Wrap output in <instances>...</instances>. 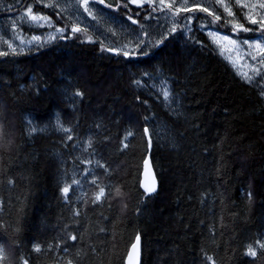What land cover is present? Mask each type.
Here are the masks:
<instances>
[{
	"label": "trees",
	"instance_id": "1",
	"mask_svg": "<svg viewBox=\"0 0 264 264\" xmlns=\"http://www.w3.org/2000/svg\"><path fill=\"white\" fill-rule=\"evenodd\" d=\"M73 1L67 13L33 4L52 21L37 27L21 19L31 0L11 11L15 0H0V121L14 140L0 149V264H123L137 235L141 264H264V250L247 254L264 240V82L244 79L208 34L260 40L259 25L234 6L255 29L234 34L216 0L202 6L224 13L220 21L201 30L212 16L181 12L176 20L195 19L175 32L168 9L88 0L89 15ZM58 28L47 42L10 43ZM147 155L152 195L140 186ZM93 178L121 194L93 203Z\"/></svg>",
	"mask_w": 264,
	"mask_h": 264
},
{
	"label": "snow or ice",
	"instance_id": "2",
	"mask_svg": "<svg viewBox=\"0 0 264 264\" xmlns=\"http://www.w3.org/2000/svg\"><path fill=\"white\" fill-rule=\"evenodd\" d=\"M25 2V0H15V3L13 5V8H10L9 10H13L16 8L17 5L20 3ZM99 4H103L105 7H112V8H120L125 7L127 8L128 4H136L138 7L143 8L144 4L147 3L149 7L151 8V12H157V11H164L165 9H168L169 12H171L172 15V28L170 29L171 32L177 31V28L183 23L184 24V30L190 31L188 28V24L195 19L193 16H184L181 20H176V16H178L181 12H206L208 16H212V21H206L205 23H201L199 27L201 30H204L208 25L220 21L224 15V13L227 14V17H232V20L227 19L224 17V23L225 24H231L232 25V31L233 33H237L239 31L244 32H251L255 31V29L245 28L243 24L238 22V18H236V14L232 11V8L234 6H239L243 9H247L248 11L245 12L243 15L248 20L249 23L253 25H259V30L264 33V14H261L259 10H264V0H259L258 3H251L248 2V0H235L234 4L226 3V0H216L217 4L220 5V7L223 8L224 13H220L218 10H209L207 6H199L195 4V0H193V4L189 5V0H182V2L177 6L176 0H121L120 3H117V0H96ZM35 3H42L44 7L52 8L53 11L56 10L58 0H31L30 3L27 4L26 9L23 12V15L21 16V19L24 20L25 18H30L32 22L36 24L37 27H42L44 24L52 25V21L47 14H41L39 11L37 13H33L32 7ZM83 7L85 11L89 13V15H92V7L89 6L88 0H83ZM147 11V10H146ZM139 13H137V16ZM149 16H151V13H149ZM259 17L257 19L256 17ZM129 19H132V17H129ZM26 22V21H25ZM132 23H136L135 19H132ZM223 25H221L222 27ZM58 32H62L63 29H56ZM71 31L73 33L80 32L81 29L75 25L72 26ZM209 36L213 38V41L218 43V45L221 47V51L223 52L224 46L223 42H227V45L229 46L227 48V51L235 52L236 56L232 57L230 56L229 59L233 63V66H237V59H242L244 57H249L253 64L247 63V61L244 64V67L251 68L254 75H248L247 72H240L239 74L246 79L249 83H252L256 77H259V81H257V86H261V82H264V72L260 70V68H264V37H262L261 40L249 42V40H237L233 39L229 35L226 34H220L218 31H210ZM51 38V37H50ZM166 38V37H165ZM39 37H33V40H38ZM247 46V49L243 46ZM9 48H12V51L15 52L16 49L13 48L12 44L8 45ZM111 50V49H109ZM23 51V49H21ZM8 53L6 51H0V56L7 55ZM125 56L129 55L127 51L123 53ZM259 64L260 68H257L255 65ZM137 84H140V81H136ZM169 92L170 89L163 90V97L165 101H169L170 103L172 101L169 100ZM261 94L264 95V87H261ZM76 96H82L81 92H76ZM59 124V121H58ZM61 130L64 132H70V129L61 127ZM36 131L35 127H32L30 129V132ZM148 129L145 128V132H147ZM129 136L132 135V133L128 134ZM68 140L72 139V136L69 135L67 137ZM7 140L4 130H3V124L2 121H0V143ZM127 140V138H126ZM125 147H127V142L124 144ZM88 163H91V161H88ZM145 165H148V161L146 160ZM97 167L99 168H105V171H109L107 166L103 163H100L97 161ZM88 172L92 173V176H98L100 174L96 173L92 169H88L85 173L87 175ZM93 185H96L98 188V192L94 194L93 203L100 202L102 199H112L113 198V191L117 195V193L121 194V190L119 187H116L113 189L112 185L109 183L107 185H101L97 183V180L95 178L91 179L90 181ZM72 184L79 185L80 181L73 178L71 181ZM71 185H66L62 191L65 195L68 194L69 189ZM141 186L144 188L145 193L152 194L156 191V182H155V176H152V179L150 182L144 181L142 182ZM71 239L76 240V236H71ZM137 241H139V237H137ZM264 250V240H260L257 242V246L249 245L247 254L252 256L253 258L257 257V250ZM36 252H40L41 249L39 246L35 248ZM133 251H137V245H133ZM262 256H264V252L261 253ZM6 258L5 249L2 245H0V261L4 260ZM129 261H132V254H129L128 257ZM208 261H212V264H215V261L212 257H206ZM24 264H27L25 261ZM69 264H72L71 261H69Z\"/></svg>",
	"mask_w": 264,
	"mask_h": 264
},
{
	"label": "rangeland",
	"instance_id": "3",
	"mask_svg": "<svg viewBox=\"0 0 264 264\" xmlns=\"http://www.w3.org/2000/svg\"><path fill=\"white\" fill-rule=\"evenodd\" d=\"M182 2V0H176V4H177V6L180 4ZM203 0H195V4L196 5H199V6H202V4H203ZM248 2H251V3H258L259 2V0H248ZM193 4V0H189V5L191 6ZM136 5V4H135ZM57 7L59 8V9H63L66 13H67V11H71V12H73L74 11V9H75V2L73 1V0H58V4H57ZM246 10V12L248 11L247 9H245ZM257 11H260L261 12V14H264V10H259V9H257ZM257 19H259V17L257 16L256 17ZM26 19V21L27 22H29L30 24H33V25H36L34 22H32L31 20H30V18H25ZM42 27H50V25H48V24H44ZM259 30V29H258ZM56 30H50V31H48V32H46V33H44V35L45 36H36V35H34L35 37H39V39L38 40H33V37L34 36H32V37H29V38H24V37H20V36H18L19 38H17V39H15V40H13V41H11L10 43H13L14 45H17V46H19V47H23V46H28L29 44H32V43H37V42H47V41H50L55 35H56ZM220 34H222V33H220ZM51 37V38H50ZM230 37H232L233 39H237V40H244V39H240V38H238L237 36H233V35H230ZM212 38V37H211ZM257 39L258 38H256V40H249V42H253V41H257ZM212 40H213V38H212ZM248 40V39H247ZM261 40V39H260ZM214 42V41H213ZM214 44L217 46V48L219 49V52L224 56V57H226V58H228L229 59V57L230 56H232V57H235L236 56V53L233 51V52H229V51H227V48L229 47L228 45H227V42H223V46H224V51L222 52L221 51V47L218 45V43H216V42H214ZM244 48H245V50L247 49V46L245 45V46H243ZM230 60V59H229ZM231 61V60H230ZM247 61V63H249V64H253L254 62H252L251 60H250V58L249 57H244V58H242V59H237V66L239 67V68H241V70L243 71V72H252V70H251V68H248V67H244V64H245V62ZM257 68H260V65L259 64H256L255 65ZM260 70L262 71V72H264V68H260Z\"/></svg>",
	"mask_w": 264,
	"mask_h": 264
},
{
	"label": "water",
	"instance_id": "4",
	"mask_svg": "<svg viewBox=\"0 0 264 264\" xmlns=\"http://www.w3.org/2000/svg\"><path fill=\"white\" fill-rule=\"evenodd\" d=\"M146 160L148 161L147 166L144 163ZM152 176H155V172L152 168L149 157L146 156L145 160L142 163V169H141V173H140V186H141L142 182H144V181L150 182L152 179ZM155 182H156V191H157L158 182H157L156 176H155ZM141 188L144 190V188L142 186H141ZM154 193H152V194H154ZM137 237H139V236L135 237L134 241L132 242V244L128 248V251L125 255L123 264H141V254H142L141 241H140V237H139V241H137ZM134 244L137 245V251H133V245ZM130 253L132 254V261L131 262L128 259Z\"/></svg>",
	"mask_w": 264,
	"mask_h": 264
},
{
	"label": "clouds",
	"instance_id": "5",
	"mask_svg": "<svg viewBox=\"0 0 264 264\" xmlns=\"http://www.w3.org/2000/svg\"><path fill=\"white\" fill-rule=\"evenodd\" d=\"M13 144L14 140L7 139L4 142L0 143V149L10 151ZM117 195H120V193H117Z\"/></svg>",
	"mask_w": 264,
	"mask_h": 264
},
{
	"label": "bare ground",
	"instance_id": "6",
	"mask_svg": "<svg viewBox=\"0 0 264 264\" xmlns=\"http://www.w3.org/2000/svg\"><path fill=\"white\" fill-rule=\"evenodd\" d=\"M112 53H115L116 54V52H113L112 50H110ZM148 156V155H147ZM149 157V156H148ZM145 160V159H144ZM143 160V161H144ZM151 162V161H150ZM143 163V162H142ZM152 165V164H151ZM153 168V167H152ZM141 169H142V167H141ZM154 170V169H153ZM138 236V235H137ZM135 239V238H134ZM134 241V240H133ZM132 244V243H131ZM130 247V246H129ZM128 251V250H127ZM127 253V252H126Z\"/></svg>",
	"mask_w": 264,
	"mask_h": 264
}]
</instances>
